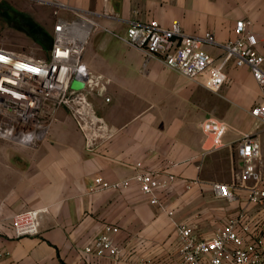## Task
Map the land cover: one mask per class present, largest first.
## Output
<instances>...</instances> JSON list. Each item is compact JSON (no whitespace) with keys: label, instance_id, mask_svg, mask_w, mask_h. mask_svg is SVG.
<instances>
[{"label":"crops","instance_id":"crops-1","mask_svg":"<svg viewBox=\"0 0 264 264\" xmlns=\"http://www.w3.org/2000/svg\"><path fill=\"white\" fill-rule=\"evenodd\" d=\"M36 1L54 9L55 22L87 24L83 60L103 78L90 99L105 129L88 142L68 109L58 107L38 144L0 137V264H181L177 223L195 225L198 236L208 238L245 206L247 240L264 242V200L228 201L215 196L212 186L232 182L243 166L238 144L245 134L261 141L264 155V127L250 112L262 94L250 67L231 61L227 82L215 92L203 78L190 79L156 58L145 60L124 41L133 22L157 20L168 27L179 20L188 35L211 32L216 43L203 48L219 57L237 37L236 22L250 19L264 55V0ZM209 117L227 125L221 147L214 148L203 130ZM138 162L163 181L175 176L159 190L165 210L135 182L121 190L94 189L99 176L131 177ZM29 209L44 210L39 234L18 237L12 218ZM106 224L120 229L114 234L122 246L116 260L85 251Z\"/></svg>","mask_w":264,"mask_h":264},{"label":"built area","instance_id":"built-area-1","mask_svg":"<svg viewBox=\"0 0 264 264\" xmlns=\"http://www.w3.org/2000/svg\"><path fill=\"white\" fill-rule=\"evenodd\" d=\"M251 25L250 19L237 21V37L223 45L224 53L219 57L203 48L205 43H216L211 32L203 37L188 35L183 32L179 20H174L168 27L161 26L157 20L133 22L124 41L139 49L145 60L156 58L190 79L203 78L204 85L215 92L227 82V67L231 61L239 67L249 66L262 94L261 101L250 112L259 126H264V55L257 50L258 38ZM83 26L87 24L82 19H57L46 57L0 47V137L24 145L38 144L46 137L58 107L68 109L88 142H95L101 136L105 123L96 114L90 93L104 83L103 78L94 74L83 60L87 38V31L81 36ZM77 79L85 84L81 90L72 88ZM226 129V123L215 117L203 122V130L210 134L214 148L223 145ZM238 155L243 166L234 172L232 182H214V194L228 201L246 198L247 205L259 203L264 200L261 141L252 134H245L239 140ZM137 167L134 175L122 180L108 181L102 176L97 177L94 189L121 190L135 182L152 204L165 210L159 199V190L167 187L175 176L169 174L163 181L160 173L144 170L141 162ZM246 207L208 238H200L195 225L177 223L181 264H264V242L253 238L247 240L251 225ZM43 211L29 209L16 213L12 218L15 234L18 237L39 234ZM119 231L118 226L106 224L95 243L85 251L116 260L122 251V246L114 238Z\"/></svg>","mask_w":264,"mask_h":264},{"label":"rangeland","instance_id":"rangeland-1","mask_svg":"<svg viewBox=\"0 0 264 264\" xmlns=\"http://www.w3.org/2000/svg\"><path fill=\"white\" fill-rule=\"evenodd\" d=\"M53 10L36 0H0V47L46 57L53 42ZM84 87L81 80L72 83L75 90Z\"/></svg>","mask_w":264,"mask_h":264},{"label":"bare ground","instance_id":"bare-ground-1","mask_svg":"<svg viewBox=\"0 0 264 264\" xmlns=\"http://www.w3.org/2000/svg\"><path fill=\"white\" fill-rule=\"evenodd\" d=\"M86 33V28L85 27H81V36H84Z\"/></svg>","mask_w":264,"mask_h":264}]
</instances>
